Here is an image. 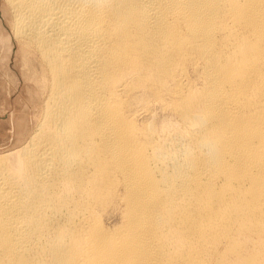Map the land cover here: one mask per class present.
Returning a JSON list of instances; mask_svg holds the SVG:
<instances>
[{
	"label": "bare ground",
	"instance_id": "obj_1",
	"mask_svg": "<svg viewBox=\"0 0 264 264\" xmlns=\"http://www.w3.org/2000/svg\"><path fill=\"white\" fill-rule=\"evenodd\" d=\"M5 1L42 104L0 264H264V0Z\"/></svg>",
	"mask_w": 264,
	"mask_h": 264
},
{
	"label": "rangeland",
	"instance_id": "obj_2",
	"mask_svg": "<svg viewBox=\"0 0 264 264\" xmlns=\"http://www.w3.org/2000/svg\"><path fill=\"white\" fill-rule=\"evenodd\" d=\"M9 12L7 2L0 0V155L25 143L38 123L42 104L39 87L25 77L27 70L19 54L20 42L11 31Z\"/></svg>",
	"mask_w": 264,
	"mask_h": 264
}]
</instances>
